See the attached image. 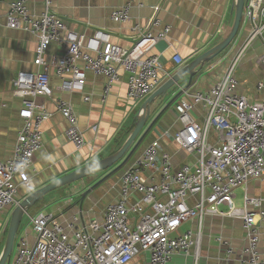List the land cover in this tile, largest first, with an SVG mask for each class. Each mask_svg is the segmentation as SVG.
I'll return each instance as SVG.
<instances>
[{
    "label": "built area",
    "instance_id": "2783aa9c",
    "mask_svg": "<svg viewBox=\"0 0 264 264\" xmlns=\"http://www.w3.org/2000/svg\"><path fill=\"white\" fill-rule=\"evenodd\" d=\"M25 1L9 3L6 25L37 38L34 63L39 69L19 71L13 80L14 93L23 99L19 111L22 125L13 156L0 160V216L11 215L20 203L23 197H19V188L27 194L34 190L29 169L35 153L43 146L42 125L51 116L36 98H53L51 70L63 80L64 88L79 93L85 91L88 72L104 75L105 99L112 85L120 80L122 68L128 74L126 97L136 102L163 84L160 56L151 51L171 30L170 25H165L153 33L151 28L160 24L159 19L153 18L145 30L134 27L138 38L127 49L115 44L106 29L98 28L90 36L70 29L50 11V0L40 16L31 14ZM130 7L126 4L114 9L112 20L128 21ZM159 9L157 5L155 10ZM243 21L251 25L249 34L234 50L232 45L237 40L233 41V51L221 77L206 90H185L193 101L180 99L176 106L181 128L167 135L195 156V163L174 170L170 155L162 150L158 140L152 141L123 171L119 197L106 206L101 220L93 218L79 225L83 220L81 209L67 224L49 211L29 215L31 235L24 231L18 237L7 264H129L144 253L149 255L148 264H168L175 254H190L193 248L197 262L206 214L240 218L247 240L240 264H264L260 250L264 196L245 194L243 206L235 203L236 189L246 188L251 180L264 179V96L254 100L236 92L242 59L256 40L264 41V0H246ZM53 42L62 51L48 60L45 54ZM174 59L181 63L178 55ZM260 60L264 63V54ZM79 61L84 64L79 65ZM222 61L218 59L216 65ZM256 92L264 95V78L257 83ZM84 99L88 101L90 97ZM55 104L68 122L67 139L77 150L82 149L86 140L73 104L61 98H56ZM199 105L205 111L203 124L192 115ZM212 129L218 136L216 143L210 142ZM146 171H152L149 179L143 175ZM137 194L140 196L134 199ZM191 199L194 203L189 202ZM220 205L228 206V210L221 211ZM192 219L200 225L196 234H176L183 223ZM3 229L0 228V238ZM218 241L226 247V256L218 264H230L231 247L222 238Z\"/></svg>",
    "mask_w": 264,
    "mask_h": 264
},
{
    "label": "crops",
    "instance_id": "0c3cea01",
    "mask_svg": "<svg viewBox=\"0 0 264 264\" xmlns=\"http://www.w3.org/2000/svg\"><path fill=\"white\" fill-rule=\"evenodd\" d=\"M11 1L0 0V160H7L13 156L22 125L19 111L23 105V99L14 93L13 80L19 71L35 72L39 69L34 63L37 38L29 32L21 29L13 30L6 25L5 14ZM47 1L26 0L25 5L31 14L40 16L47 9ZM140 3L143 5L140 6ZM126 4L131 6L130 19L123 23L112 20L113 10ZM235 4L236 0H50L49 9L70 29L87 36L93 34L98 28L108 30L112 41L127 49L132 48L137 41L139 32L134 29L135 26L138 25L145 30L150 27V21L157 18L160 24L156 28H151L153 33H157L165 25H170L171 30L167 38L151 51L152 54L160 56L164 83L182 66L227 37L235 20ZM157 5H160L159 10H155ZM250 27L248 22L242 21L236 37V45H232L233 50L247 37ZM263 42L261 39L254 42L237 71L239 85L236 92L254 100L264 96L256 92L257 83L264 78V63L260 60L264 54ZM231 49L232 47L223 52L221 57L219 55L205 65L193 85L187 89L188 93L206 90L221 77L229 60V54L233 51ZM61 51V46L53 42L45 58L51 60L53 54ZM176 55L181 58V63L174 59ZM220 58L223 61L216 65V61ZM83 64L79 61V65ZM120 75V80L112 85L109 94L103 99L104 87L107 83L104 75L88 72L85 91L79 93L64 88L63 80L51 70L50 84L53 88V98H36L37 102L44 105L51 113V116L42 125L43 146L35 153L34 164L29 169L34 190L89 163L108 157L124 145L135 128V116L149 96L136 102L128 100L126 97L128 74L121 68ZM186 83L187 78L180 83V86ZM178 91L179 87H174L164 97L154 101L152 118L157 116L162 106L170 102ZM85 96H89L90 100L85 101ZM56 98L69 101L75 108L79 126L86 140V145L80 150H77L65 135L68 122L58 110L55 104ZM180 99L193 101L192 97L184 92L173 101L170 107L159 116L154 129L150 131V134L148 133L150 137L144 142L143 147L133 154L121 170L105 180L104 188L96 187L84 199L82 194L88 186L77 184L59 188L40 199L26 215L49 211L62 223L67 224L81 209L83 220L79 225L93 218L101 220L106 206L119 197L120 177L123 171L154 140H158L162 150L170 155L174 170H179L184 164L195 163L196 157L181 149L172 137L167 135L168 132H175L181 128L176 109ZM192 115L196 122L203 124L205 111L201 105L194 108ZM217 138L216 131L212 129L210 142L216 143ZM151 173L152 171H146L143 175L149 179ZM154 176L157 180L158 175ZM241 188L244 191V204L245 194L264 196V179L251 180L246 188ZM25 195L27 192L19 188L20 199ZM138 196L140 195L137 194L133 198L136 199ZM189 202L194 203V200L191 199ZM219 209L226 212L228 206L220 205ZM9 216L10 214L6 215V213L0 216L1 228L5 226ZM242 225L240 218L228 214H206L201 225L198 261H195L196 248H193L190 254L183 252L175 254L168 264H218L226 256V247L218 241L219 238L227 241L231 247L230 264H240L243 249L247 243ZM199 227L198 220L192 219L183 223L176 234L187 231L196 234ZM24 229L31 235L29 222ZM260 250L264 260V220L260 222ZM148 261L149 255L144 253L129 264H148Z\"/></svg>",
    "mask_w": 264,
    "mask_h": 264
},
{
    "label": "water",
    "instance_id": "95a60500",
    "mask_svg": "<svg viewBox=\"0 0 264 264\" xmlns=\"http://www.w3.org/2000/svg\"><path fill=\"white\" fill-rule=\"evenodd\" d=\"M245 1L246 0H236L235 20L231 31L224 40L198 56L187 65L182 66L175 74L168 78V80H166L153 94L147 98L138 111V114L135 116V128L129 134L124 145L117 152L106 158L78 168L77 170L60 177L52 183L33 190L29 194L23 196L20 203L12 210L9 221L3 229V233L6 234V240L0 253V264H7L9 262L14 251L17 233L21 226L22 220L28 211L34 205H36L40 199L53 190L68 186L77 181H81L99 172L107 171L105 176H102V178L97 180V182L88 186V188L83 192L82 197L84 199V197L88 195L93 189L98 187L107 178L111 177L114 173L123 168L127 161L140 148L148 133L154 129L159 116L167 108H169L173 101L180 97L185 90L193 85L196 77L199 76L206 64L216 59L232 45L233 41L237 37L243 21ZM186 78L187 83L181 87L180 83ZM174 87H179L177 94H175L174 98L170 102H167L164 106H162L157 116L152 118V115L154 114V101L158 98L164 97ZM130 148L131 150L129 151ZM119 161H121L120 164L116 165Z\"/></svg>",
    "mask_w": 264,
    "mask_h": 264
},
{
    "label": "rangeland",
    "instance_id": "374dc122",
    "mask_svg": "<svg viewBox=\"0 0 264 264\" xmlns=\"http://www.w3.org/2000/svg\"><path fill=\"white\" fill-rule=\"evenodd\" d=\"M230 48V47H229ZM228 48V49H229ZM227 49V50H228ZM227 50H225L224 51V53L227 51ZM223 53V54H224ZM222 56V54L219 56V57H221ZM150 134V133H149ZM148 134V135H149ZM146 136V138L144 139V141L142 142V144H141V148L143 147V145L145 144L144 142L145 141H147V139L150 137V135L149 136ZM107 171H102V172H99V173H97V174H95V175H92V176H89V177H87V178H85V179H83V180H81V181H77V182H75V183H72V184H70V185H77V184H81V185H84L85 187L86 186H90L92 183H94V182H96L103 174H105ZM69 185V186H70ZM105 185H106V183H105V181L104 182H102L100 185H99V189H102V188H104L105 187ZM59 189V188H58ZM87 189V188H86ZM57 190V189H56ZM54 191V190H53ZM235 194L237 195V198L235 199V203H236V205L238 206V207H241L242 205H243V194H244V191H243V189L242 188H238V189H236V191H235ZM76 201V200H75ZM41 205V204H40ZM36 209H37V207H35ZM33 211H31V213H32ZM0 221H1V218H0ZM28 222H29V218H28V216L27 215H25L24 216V218H23V220H22V223H21V226H20V228H19V231H18V233H17V237H16V241H15V248H16V243H17V240H18V237H20L21 236V234L22 233H24V231H25V229L23 230V228H25L26 227V225L28 224ZM1 224V223H0ZM1 226L2 225H0V228H1ZM4 227V226H3ZM3 227H2V229H3ZM4 234H1V238H0V253H1V251H2V248H3V246H4V243H5V240H6V237H4L3 236ZM13 256V255H12ZM12 256H11V259H12Z\"/></svg>",
    "mask_w": 264,
    "mask_h": 264
},
{
    "label": "flooded vegetation",
    "instance_id": "af4514ba",
    "mask_svg": "<svg viewBox=\"0 0 264 264\" xmlns=\"http://www.w3.org/2000/svg\"><path fill=\"white\" fill-rule=\"evenodd\" d=\"M105 174H107V172H106ZM105 174H103L102 176H105ZM100 178H102V177H100ZM100 178H99V179H100ZM99 179H98V180H99ZM96 182H97V181H96ZM94 183H95V182H94ZM94 183H93V184H94ZM91 185H92V184H91Z\"/></svg>",
    "mask_w": 264,
    "mask_h": 264
},
{
    "label": "trees",
    "instance_id": "16d2710c",
    "mask_svg": "<svg viewBox=\"0 0 264 264\" xmlns=\"http://www.w3.org/2000/svg\"><path fill=\"white\" fill-rule=\"evenodd\" d=\"M1 1H2V0H1ZM129 133H130V132H129ZM129 133H128V134H129ZM3 236L6 237V234H4Z\"/></svg>",
    "mask_w": 264,
    "mask_h": 264
}]
</instances>
